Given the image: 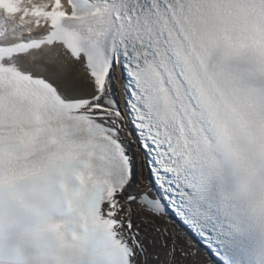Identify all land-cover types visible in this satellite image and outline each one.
Wrapping results in <instances>:
<instances>
[{
    "label": "snow or ice",
    "instance_id": "obj_1",
    "mask_svg": "<svg viewBox=\"0 0 264 264\" xmlns=\"http://www.w3.org/2000/svg\"><path fill=\"white\" fill-rule=\"evenodd\" d=\"M0 264H264V0H0Z\"/></svg>",
    "mask_w": 264,
    "mask_h": 264
},
{
    "label": "clouds",
    "instance_id": "obj_2",
    "mask_svg": "<svg viewBox=\"0 0 264 264\" xmlns=\"http://www.w3.org/2000/svg\"><path fill=\"white\" fill-rule=\"evenodd\" d=\"M59 219V218H58Z\"/></svg>",
    "mask_w": 264,
    "mask_h": 264
}]
</instances>
